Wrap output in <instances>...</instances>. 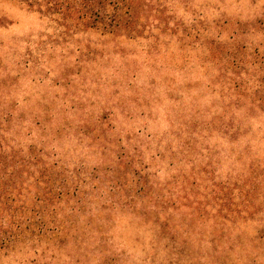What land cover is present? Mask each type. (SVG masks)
Masks as SVG:
<instances>
[{"label": "rangeland", "instance_id": "rangeland-1", "mask_svg": "<svg viewBox=\"0 0 264 264\" xmlns=\"http://www.w3.org/2000/svg\"><path fill=\"white\" fill-rule=\"evenodd\" d=\"M146 11L69 36L0 0V138L66 181L69 231L0 264H264V0Z\"/></svg>", "mask_w": 264, "mask_h": 264}, {"label": "trees", "instance_id": "trees-1", "mask_svg": "<svg viewBox=\"0 0 264 264\" xmlns=\"http://www.w3.org/2000/svg\"><path fill=\"white\" fill-rule=\"evenodd\" d=\"M10 1L51 23L62 35L96 31L132 39L143 28L152 0ZM156 14L160 21L161 12ZM8 139L7 135L0 138V256L23 244L36 248L69 236L58 213L68 195L66 181L58 178L55 167L41 160L44 155L25 153L7 143ZM257 250L261 249L253 253ZM258 256H245V264H260Z\"/></svg>", "mask_w": 264, "mask_h": 264}]
</instances>
